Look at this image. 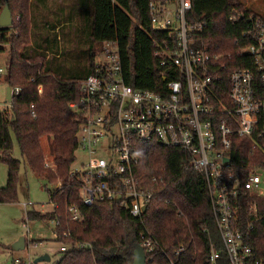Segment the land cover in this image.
<instances>
[{"label":"trees","instance_id":"16d2710c","mask_svg":"<svg viewBox=\"0 0 264 264\" xmlns=\"http://www.w3.org/2000/svg\"><path fill=\"white\" fill-rule=\"evenodd\" d=\"M167 1L0 0V12L8 5L12 17L11 26L0 27V53H7L4 80L6 86L19 88L11 102L0 108V162L7 166L0 203L16 200L21 161L12 156L14 140L33 173L48 184L61 183L47 189L48 201L56 207L26 211L28 219L58 221L53 227L55 240L65 250L58 249L59 259L52 264H132L134 246L140 244L145 230L159 243L147 254L151 260L146 264H171L168 258L173 264H206L209 241L220 245L204 175L190 165L188 154L181 149L134 144L138 157L134 175L141 187L154 191L139 216L110 201L85 206L70 174L80 116L69 103L81 94L79 82L94 72L98 45L118 42L122 75L135 89L162 92L166 81L176 78L172 71L162 78L160 61L164 56L154 54L174 49L175 34L153 29L150 20V3ZM233 11L241 12L243 19L231 22L228 17ZM250 14L264 22V16L243 0H191L186 12L187 23H204V28L193 34L195 43L220 56L223 90L219 98L226 97L232 68L247 66L248 56L239 50L249 43L242 32ZM63 22L67 24L60 27L61 37L56 28ZM72 29L77 31L76 41L70 38ZM43 138L49 146L47 152ZM234 148L239 158H248L246 140L239 139ZM152 177L157 181L152 182ZM245 198L240 201L242 228L251 221L250 204H257L259 213L264 214V197ZM66 203H75L83 218H67ZM247 243L264 262V217L253 224ZM180 246L184 250L176 255Z\"/></svg>","mask_w":264,"mask_h":264},{"label":"built area","instance_id":"2783aa9c","mask_svg":"<svg viewBox=\"0 0 264 264\" xmlns=\"http://www.w3.org/2000/svg\"><path fill=\"white\" fill-rule=\"evenodd\" d=\"M170 3L174 8L168 6ZM190 9L191 0L150 3L152 28L176 37L174 49L154 52L164 56L160 61L164 80L169 72L176 73L162 92L135 89L125 82L116 40L99 47L94 72L79 82L81 94L69 103L80 116L77 150L85 155V162L71 167L70 174L85 206L110 201L139 216L154 191L141 187L134 175L138 164L134 144L181 149L188 154L190 165L204 175L218 232L220 245L209 241L206 264H264L247 243L253 224L264 214L259 213L257 204H250L251 221L242 228L240 212V201L247 195L264 197V177L260 174L264 170V22L251 14L246 18L248 27L242 36L249 43L239 54L248 56L247 66L232 68L226 97L219 98L223 90L220 56L195 43L193 34L201 31L204 23H187L185 15ZM243 16L233 11L228 19L236 23ZM225 67L226 62L222 64ZM5 73L6 64L0 61V76ZM18 93V87H10L11 98ZM239 139L248 143L246 160L234 152ZM45 165L51 166L48 162ZM151 180L157 181L156 177ZM55 184L61 186L59 180ZM65 206L67 218H83L75 203ZM50 223L55 227L58 221ZM140 245L148 263L151 258L147 254L159 243L145 230L140 234ZM59 249L64 251L65 247ZM182 250L180 246L175 254Z\"/></svg>","mask_w":264,"mask_h":264},{"label":"rangeland","instance_id":"374dc122","mask_svg":"<svg viewBox=\"0 0 264 264\" xmlns=\"http://www.w3.org/2000/svg\"><path fill=\"white\" fill-rule=\"evenodd\" d=\"M243 1L246 6L251 7L264 16V0ZM99 47L98 45L96 52ZM97 57L96 55L95 58ZM0 61L2 65L6 64L7 53H0ZM5 88L6 82L3 74L0 76V108H3L5 104ZM42 144L47 152L49 146L46 144L45 138L42 139ZM12 156L21 161V167L16 200L0 203V264H37L34 263V259L41 253L44 254V252L50 257L48 263L52 264L60 256L58 252L59 243L55 240L53 225L49 221L28 219L26 211L29 209H35L40 212L50 210L52 204L48 201L47 189H54L56 184L46 183L43 178L37 176L24 164L14 140ZM84 162V153L76 150L72 167H80ZM260 174L264 177V170L260 171ZM6 179L7 166L4 162H0V187L5 185ZM20 237L24 238V248L13 249L12 246Z\"/></svg>","mask_w":264,"mask_h":264},{"label":"water","instance_id":"95a60500","mask_svg":"<svg viewBox=\"0 0 264 264\" xmlns=\"http://www.w3.org/2000/svg\"><path fill=\"white\" fill-rule=\"evenodd\" d=\"M170 8H174V4H168ZM12 25L11 11L8 5H5L0 12V27H9ZM10 86L7 85L5 88V102H11ZM146 207H142V211H145ZM24 238L20 237L18 241L12 246L13 249L24 248ZM50 257L47 253L41 254L34 259V263L41 261H49ZM132 264H146L145 252L140 244H136L133 249V260Z\"/></svg>","mask_w":264,"mask_h":264},{"label":"crops","instance_id":"0c3cea01","mask_svg":"<svg viewBox=\"0 0 264 264\" xmlns=\"http://www.w3.org/2000/svg\"><path fill=\"white\" fill-rule=\"evenodd\" d=\"M73 20H75V19H73ZM65 24H67L66 22H63L61 25H59L57 28H56V31H58L59 32V36H61L62 37V33H61V26H63V25H65ZM79 25H80V22H79ZM77 34V31H75V29H72L71 31H70V38L71 39H73V40H75L76 41V39H74V36ZM58 36V37H59ZM45 253V252H44ZM41 254H43V253H41Z\"/></svg>","mask_w":264,"mask_h":264}]
</instances>
